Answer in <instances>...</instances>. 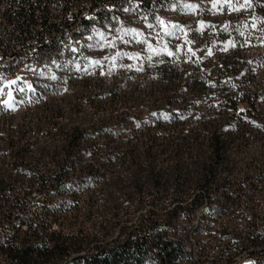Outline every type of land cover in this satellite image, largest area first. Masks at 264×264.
Here are the masks:
<instances>
[{
    "label": "trees",
    "instance_id": "trees-1",
    "mask_svg": "<svg viewBox=\"0 0 264 264\" xmlns=\"http://www.w3.org/2000/svg\"><path fill=\"white\" fill-rule=\"evenodd\" d=\"M89 1L0 104V264H264V0Z\"/></svg>",
    "mask_w": 264,
    "mask_h": 264
},
{
    "label": "built area",
    "instance_id": "built-area-1",
    "mask_svg": "<svg viewBox=\"0 0 264 264\" xmlns=\"http://www.w3.org/2000/svg\"><path fill=\"white\" fill-rule=\"evenodd\" d=\"M100 8L107 9V3L92 5L89 0H0V61L13 60L11 69L0 70V79L13 74L31 78V65L41 61V57L54 56L63 60L66 56L80 57V47L75 55L65 54V47L75 45L77 39L73 38V25H81L82 35L90 27L88 15H96L97 20ZM47 44H62V53H46ZM14 86L10 87V92ZM2 111L16 110L2 108ZM34 202L39 204L36 199ZM23 207L17 209L15 222L25 229L38 212L29 210L19 213L25 211H22Z\"/></svg>",
    "mask_w": 264,
    "mask_h": 264
},
{
    "label": "bare ground",
    "instance_id": "bare-ground-1",
    "mask_svg": "<svg viewBox=\"0 0 264 264\" xmlns=\"http://www.w3.org/2000/svg\"><path fill=\"white\" fill-rule=\"evenodd\" d=\"M110 7L111 6L107 4V8ZM90 21H91L90 24H94V22L96 21V15H88V24ZM94 30H95L94 26L87 27V29H85V32H83L81 35V25H73V38H77V39H75V45H69L65 47V54L75 55L78 53V47H80L81 56L80 57L66 56L64 57V60L61 59V57H54V56L41 57V61L34 62L31 65V74L47 69L51 64H57L60 67V69L65 68L66 70H72L77 66H84L89 59V53L87 52V49L88 46L90 45V41H92L91 39L93 38ZM46 53H62V44H47ZM12 67H13V60L0 61V70H8L11 69ZM60 71H62V69ZM13 75L20 76L18 81L23 80L21 76H23L24 74H13ZM3 79L4 78L1 79L0 88L2 87ZM28 80L30 81V78H28ZM26 87L29 89L31 87V83L26 84ZM0 104H4L5 106L10 107V104H7L6 102L0 101ZM14 105H16L15 101L11 103V106Z\"/></svg>",
    "mask_w": 264,
    "mask_h": 264
},
{
    "label": "rangeland",
    "instance_id": "rangeland-1",
    "mask_svg": "<svg viewBox=\"0 0 264 264\" xmlns=\"http://www.w3.org/2000/svg\"><path fill=\"white\" fill-rule=\"evenodd\" d=\"M232 4H233V0H229V7H228V9L229 10H232V11L233 10H236L237 8L234 7V5H232ZM19 78H20V76H17V75H13V76L7 75L6 78L3 79V83H2V87L1 88H4V89H2V91L0 90L1 91V93H0V100H2L1 102H6L7 104H10V106H11V103L15 99L13 98V96H12V94L10 92L11 91V88L10 87L12 85H16V86H14V88L15 87L16 88H20L21 84L26 85V84H30L31 83V81H29L27 77H24V75L21 76V78L23 79L22 81H18ZM7 88H9V90H7ZM18 102L19 103L20 102H23V99L22 98H19V101ZM18 107H19V104L17 103V106L14 107V108H18ZM24 207H25V209H22V211L23 210H25V211L19 212V213H23L24 214V213H27L29 210H34V211L39 212L41 210L40 205L39 204H36L34 202V200H31L30 202H28L27 204H25ZM26 207H27V210H26Z\"/></svg>",
    "mask_w": 264,
    "mask_h": 264
}]
</instances>
